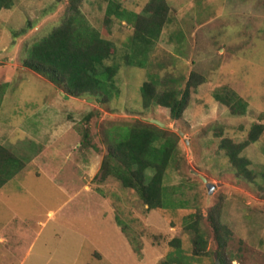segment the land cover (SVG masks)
<instances>
[{"label":"rangeland","instance_id":"1","mask_svg":"<svg viewBox=\"0 0 264 264\" xmlns=\"http://www.w3.org/2000/svg\"><path fill=\"white\" fill-rule=\"evenodd\" d=\"M116 1L140 13L150 0ZM108 2L15 0L0 10V143L26 159L0 188V264H161L175 237L183 264H264V128L240 153L250 177L222 145L264 125V0H166L168 21L144 67L122 59L134 27L115 16L106 22ZM72 5L117 51L120 93L105 103L70 95L23 64ZM151 74L161 88L185 90L191 80L179 119L143 106ZM225 89L246 101L244 114L215 97ZM151 118L177 142L164 179L176 206L148 208L134 188L100 171L112 129ZM191 214L207 241L202 255L193 254L195 232L185 226Z\"/></svg>","mask_w":264,"mask_h":264},{"label":"trees","instance_id":"2","mask_svg":"<svg viewBox=\"0 0 264 264\" xmlns=\"http://www.w3.org/2000/svg\"><path fill=\"white\" fill-rule=\"evenodd\" d=\"M14 3L15 0H0V10L11 8ZM71 8L62 23L28 48L23 64L61 85L70 95L91 96L98 102L105 103L120 93L116 81L120 63L114 58L117 51L113 42L103 37L99 29L92 26L75 5ZM168 11L166 0H150L145 11L140 13L122 7L116 0H109L105 21L109 22L115 16L134 27V33L127 43L129 50L122 55L126 64L145 66L149 52L168 21ZM110 58L114 62L108 64L106 61ZM190 81L185 90L161 88L158 80L151 74L149 80L141 85L143 106L168 108L171 118L179 119L187 106ZM215 97L225 103L234 114L246 112V101L234 90L225 89L222 93L217 91ZM90 115L91 113L87 114L86 118ZM263 128V124L255 123L247 140L241 143L223 140L222 145L227 149L239 174L251 176L249 160L240 153L247 144L258 140ZM167 133V129L151 121L139 120L131 125L115 126L112 129L115 140L109 144L101 165L102 177L114 176L124 186L134 188L148 208L176 206L174 200L167 196L164 179L178 146L176 139ZM25 161V156L0 143V188L21 171ZM199 225V218H195V214L186 217V228L195 232L194 255L205 253L207 246ZM220 228L224 227L217 226V229ZM224 242L220 241V244L225 246ZM171 245L175 246L174 251L161 264H183L185 254L180 246V238H173ZM217 254L224 263L223 249H218Z\"/></svg>","mask_w":264,"mask_h":264},{"label":"water","instance_id":"3","mask_svg":"<svg viewBox=\"0 0 264 264\" xmlns=\"http://www.w3.org/2000/svg\"><path fill=\"white\" fill-rule=\"evenodd\" d=\"M150 121L154 122V123H156V124H158L160 126H163V127L167 126V124L165 122H162L159 119L151 118ZM207 185H208L209 190L212 192L213 188H214V184H212L211 182H208Z\"/></svg>","mask_w":264,"mask_h":264}]
</instances>
